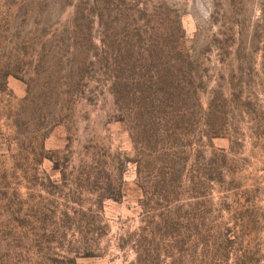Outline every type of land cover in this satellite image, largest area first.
<instances>
[{
  "label": "rangeland",
  "instance_id": "obj_1",
  "mask_svg": "<svg viewBox=\"0 0 264 264\" xmlns=\"http://www.w3.org/2000/svg\"><path fill=\"white\" fill-rule=\"evenodd\" d=\"M0 264H264V0H0Z\"/></svg>",
  "mask_w": 264,
  "mask_h": 264
}]
</instances>
